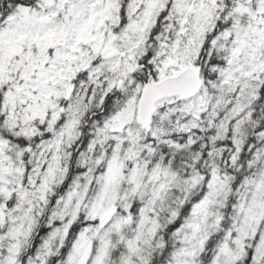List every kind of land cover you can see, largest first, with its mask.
I'll return each mask as SVG.
<instances>
[{"label":"snow or ice","instance_id":"1","mask_svg":"<svg viewBox=\"0 0 264 264\" xmlns=\"http://www.w3.org/2000/svg\"><path fill=\"white\" fill-rule=\"evenodd\" d=\"M0 264H264V0H0Z\"/></svg>","mask_w":264,"mask_h":264}]
</instances>
